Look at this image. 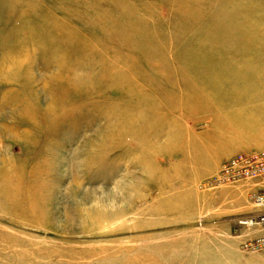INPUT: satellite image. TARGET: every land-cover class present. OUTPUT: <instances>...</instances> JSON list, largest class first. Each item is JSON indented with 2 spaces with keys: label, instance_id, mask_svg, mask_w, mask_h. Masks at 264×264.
Segmentation results:
<instances>
[{
  "label": "rangeland",
  "instance_id": "1",
  "mask_svg": "<svg viewBox=\"0 0 264 264\" xmlns=\"http://www.w3.org/2000/svg\"><path fill=\"white\" fill-rule=\"evenodd\" d=\"M264 0H0V264H264Z\"/></svg>",
  "mask_w": 264,
  "mask_h": 264
},
{
  "label": "built area",
  "instance_id": "2",
  "mask_svg": "<svg viewBox=\"0 0 264 264\" xmlns=\"http://www.w3.org/2000/svg\"><path fill=\"white\" fill-rule=\"evenodd\" d=\"M264 178V148L254 150L250 153H240L229 161L225 162L218 175L220 183H238L245 180H255L258 183ZM263 181V180H262ZM261 181V182H262ZM258 205L264 207V190L256 196ZM240 223L247 226H264V208L262 213L245 217ZM248 246L261 247L264 245V238H259L255 242H249Z\"/></svg>",
  "mask_w": 264,
  "mask_h": 264
}]
</instances>
